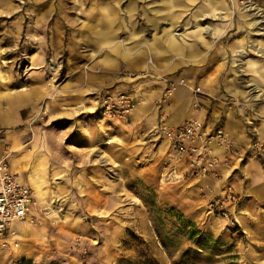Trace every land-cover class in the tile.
<instances>
[{
  "label": "rangeland",
  "instance_id": "obj_1",
  "mask_svg": "<svg viewBox=\"0 0 264 264\" xmlns=\"http://www.w3.org/2000/svg\"><path fill=\"white\" fill-rule=\"evenodd\" d=\"M225 1L228 18L200 22L218 33L200 36L193 15L204 0L175 7L174 26L158 14L157 30L142 11L170 10L166 0H0V162L32 175L37 204L27 231L14 227L18 245L0 242V264H264V82L248 71L264 62L250 51L264 50V36L251 31L243 64L233 52L244 7L264 0ZM167 28H186L182 50L163 45L159 56L149 40ZM116 92L139 96L133 116L101 119L98 101ZM161 117L169 126L200 118L228 133L232 152L206 177L193 174L186 157L148 136ZM218 199L226 217L209 207Z\"/></svg>",
  "mask_w": 264,
  "mask_h": 264
},
{
  "label": "built area",
  "instance_id": "obj_2",
  "mask_svg": "<svg viewBox=\"0 0 264 264\" xmlns=\"http://www.w3.org/2000/svg\"><path fill=\"white\" fill-rule=\"evenodd\" d=\"M130 78H145L148 71L128 73ZM166 85V84H165ZM171 91L165 86L164 96L170 97ZM136 95L129 92L105 94L96 108L101 119L123 121L136 110ZM149 137L162 139L167 147L179 156L189 160V166L200 177H206L216 167L220 153L232 152L233 143L228 133L222 129L205 128L200 118H190L177 126H169L161 117L156 124L147 130ZM231 193L225 199L231 198ZM221 200H213L210 208L219 206L224 217V205ZM34 197L32 190L20 182L18 175L12 172L6 162H0V242L12 240L13 246L18 245L19 233L14 228L31 221L33 215Z\"/></svg>",
  "mask_w": 264,
  "mask_h": 264
},
{
  "label": "bare ground",
  "instance_id": "obj_3",
  "mask_svg": "<svg viewBox=\"0 0 264 264\" xmlns=\"http://www.w3.org/2000/svg\"><path fill=\"white\" fill-rule=\"evenodd\" d=\"M146 1L147 2L148 1L157 2L159 0H146ZM199 1L200 0H168V1L166 0V2H164V3L169 5V9L170 10H168V9H162V8H154L152 10H148L149 12H147V9H145V8L142 7L143 8V11L142 12H143L144 16L147 17V23L150 24L151 28L154 29V30H157L158 29V23H156L154 21V19H156L158 17V14L164 12L165 13L164 16H166V20L169 22L170 26H174L173 20L179 19L180 18V15L175 14L174 11H173V9L175 7L176 8L177 7H182L183 9H185L187 7H190V6H191V8H194V5H196V3L199 2ZM184 2L186 4H184ZM202 5H203V3L201 4V7H202ZM244 8H248V10L246 12L249 13V14L248 15H241L240 16V19L237 21L238 27H240L239 28L240 31H243L242 33L245 34V35L243 36V40L240 41V43L238 44L237 48L235 50H233V52H235L234 57L236 56V58L234 59V63L236 65L243 64V63H241V64L239 63L240 62L239 59L244 54L248 55V53L249 54L253 53V52H250V51H256L258 54L264 55V50H261L260 48L259 49H255V47H253V46H250V51L249 52H245L244 53V50L247 51L246 50L247 48H245V46L248 45L249 40L252 37L251 36L252 35V32L251 31L257 30L256 31V34L257 35L264 36V4L257 5L254 9L251 8V5H249L247 7H244ZM222 10H224V13L223 12L222 13L219 12V11H222ZM229 10H230V8L226 5V1L225 0H204L203 10H201L199 13L193 15V20H194L193 22H194V24L192 25V28L200 36H202L203 34H206V33H207V35H214V34L218 33V30L212 33V31H213L212 29H209V27H203L200 22L203 21V20H207V19H215V18L221 17V15H224L225 18L226 17L228 18L230 16ZM132 11H133V8L130 7V8L127 9V12L126 13L131 14ZM254 12H256V13H254ZM105 13H106V11H105ZM113 14L114 13H113V11H111V9H109V11H107V15L110 16V18L108 20V24L109 25H112L113 24V21L115 19V17H114ZM149 14H152L153 16L152 17H149L150 16ZM248 17H249V20H248ZM129 18L131 19V16ZM255 18H259V20H256ZM252 20H253V22L250 23L249 21H252ZM97 22H98L97 25L100 24L99 21H97ZM234 28H235V26H234ZM169 30L170 29H168V28L163 30L164 33H166L165 35H163V39L160 36H159V38H156V36L153 35V38L151 40H149L150 41L149 42L150 48H152V50L156 54H158L159 56H163V52H162V46L163 45L165 47H167L171 51V53H174V54H179L180 51L182 50V45L180 44L177 36L183 37L184 36V32L186 31V28L182 29L181 30L182 32L179 33V34H171V32H169ZM111 32L112 31L103 33L102 39H104L103 37H105L106 38V41H108V42L112 41V39H113L112 36L113 35H112ZM167 32H168V34H167ZM251 41H252V39H251ZM129 44H131V41L129 39H126V40H123L122 42L120 41V43L117 46H115V48H113L111 50L112 51L113 50L115 51L116 50V47H124V46H127V45L129 46ZM256 47H258V46H256ZM238 48L239 49L242 48V49L241 50H238ZM262 57H264V56H262ZM150 64H151V62H150ZM256 64H257L256 61H250L249 62V70L248 71L254 73L257 76V78L260 80V82H264V62H261L259 66H257ZM151 66H152V64L150 65V67ZM152 67H154V66H152ZM252 80L253 79H251V81ZM256 83L259 86V82H256ZM163 85H164L163 86V88H164L165 87L164 82H163ZM248 87H250V86L248 85ZM227 90L230 91L231 93L233 91V94L235 96L240 93V90L236 88V85L234 83H232L228 87ZM261 94H264V93H261ZM253 95L254 94H252V96ZM171 96H172V94H170V97ZM136 97L138 98L139 96L136 94ZM170 97H168V98H170ZM262 97H264V96H262ZM256 101H258V100H256ZM248 109H250V108H248ZM245 115H250V112L245 111ZM18 178H19L20 182H22L19 175H18ZM34 187H35L36 194L38 193L39 195H41V190L38 187V185H36L34 183ZM32 195H33V193H32ZM34 206L36 207L37 204L34 203ZM33 215H34V210H33ZM29 223H31V222L22 224L24 226L20 229L19 232L25 233L27 231V229H28V227L26 225L29 224Z\"/></svg>",
  "mask_w": 264,
  "mask_h": 264
},
{
  "label": "crops",
  "instance_id": "obj_4",
  "mask_svg": "<svg viewBox=\"0 0 264 264\" xmlns=\"http://www.w3.org/2000/svg\"><path fill=\"white\" fill-rule=\"evenodd\" d=\"M132 116H133V115H131L130 117H128V119H130ZM22 161L24 162V160H22ZM12 164H13V165H14V164H17V166H18L19 164H21V160H19V161H17V162L15 161V163L13 162ZM22 164H24V163H22ZM87 164H88V166H90V164H91L90 161H88ZM15 167H16V165H15ZM27 167H28V166H27L26 164H24V166H22V165H20V167L18 166L20 173H26V172H27V171H26V170H27ZM30 173H31V172H30ZM23 176H25V178L21 177L22 184L28 186V187L32 190L31 185H30V183H29V181H28L29 178L32 177V175L30 174V175H27V176H26V174H25V175L23 174ZM89 178H90V177H88V179H89ZM32 193H33V191H32Z\"/></svg>",
  "mask_w": 264,
  "mask_h": 264
}]
</instances>
